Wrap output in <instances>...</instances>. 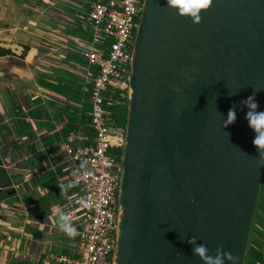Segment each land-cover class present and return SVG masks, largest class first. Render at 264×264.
I'll return each mask as SVG.
<instances>
[{
  "label": "water",
  "instance_id": "1",
  "mask_svg": "<svg viewBox=\"0 0 264 264\" xmlns=\"http://www.w3.org/2000/svg\"><path fill=\"white\" fill-rule=\"evenodd\" d=\"M200 17L193 23L165 0L143 1L114 264H203L187 242L193 236L210 254L222 246L246 264L264 169L241 101L255 90L264 112V0H212ZM0 45L16 55L24 50ZM233 105L235 122L224 127ZM0 190L16 193L1 166Z\"/></svg>",
  "mask_w": 264,
  "mask_h": 264
},
{
  "label": "crops",
  "instance_id": "2",
  "mask_svg": "<svg viewBox=\"0 0 264 264\" xmlns=\"http://www.w3.org/2000/svg\"><path fill=\"white\" fill-rule=\"evenodd\" d=\"M93 1L0 0V43L24 49L16 55L0 45V166L16 190H0V264L77 257L82 212L70 206L77 187L60 148L92 137L80 74L95 72L81 56L92 41L83 24ZM61 215L75 235L61 226ZM256 229L262 246L264 216Z\"/></svg>",
  "mask_w": 264,
  "mask_h": 264
},
{
  "label": "built area",
  "instance_id": "3",
  "mask_svg": "<svg viewBox=\"0 0 264 264\" xmlns=\"http://www.w3.org/2000/svg\"><path fill=\"white\" fill-rule=\"evenodd\" d=\"M143 1L97 0L89 4L83 29L90 27L92 41L81 56L95 72L86 70L80 75L91 105L92 137L83 144L60 148L72 163L71 182L77 187L70 206L82 212L78 254L75 258L56 257V264H114L122 176V153H115L122 149L125 132L116 125L109 107L116 91L120 99L127 100L132 42Z\"/></svg>",
  "mask_w": 264,
  "mask_h": 264
},
{
  "label": "clouds",
  "instance_id": "4",
  "mask_svg": "<svg viewBox=\"0 0 264 264\" xmlns=\"http://www.w3.org/2000/svg\"><path fill=\"white\" fill-rule=\"evenodd\" d=\"M165 4L169 10L175 12V14L181 18L187 17L192 20L193 23L200 22V13L209 9L212 4V0H165ZM255 90L253 95L247 97L241 101L243 106H246L248 111L245 119L248 121V126L255 133L253 139V146L257 149L258 169H264V112L257 111L258 103L255 100ZM236 119V106L233 105L228 113L226 119H224V127L233 124ZM61 226L69 233V235H75V229L67 227V216H60ZM187 242L192 247V254L197 256L203 264H238V257L233 256L231 253L223 251L222 246L217 247L214 254L209 253V249L205 244H197L196 237L188 238Z\"/></svg>",
  "mask_w": 264,
  "mask_h": 264
},
{
  "label": "trees",
  "instance_id": "5",
  "mask_svg": "<svg viewBox=\"0 0 264 264\" xmlns=\"http://www.w3.org/2000/svg\"><path fill=\"white\" fill-rule=\"evenodd\" d=\"M112 101L114 102L122 101L124 103V105H118L112 102V105L109 107V109L111 111V115L116 125L125 128L126 117H127V100L120 99L119 93H117L116 91L112 95ZM115 154L120 155L121 152L118 151ZM260 216H264V175H263L261 192L257 203L256 215L253 222V229L251 233L246 264H264V244L260 246L253 239L257 231L256 226L260 223Z\"/></svg>",
  "mask_w": 264,
  "mask_h": 264
},
{
  "label": "rangeland",
  "instance_id": "6",
  "mask_svg": "<svg viewBox=\"0 0 264 264\" xmlns=\"http://www.w3.org/2000/svg\"><path fill=\"white\" fill-rule=\"evenodd\" d=\"M132 46H133V42H132ZM122 150H123V149H120V152H121V153H122ZM257 238H258V237H257ZM255 239H256V238H255ZM254 241H255V240H254ZM255 242H256V241H255Z\"/></svg>",
  "mask_w": 264,
  "mask_h": 264
}]
</instances>
